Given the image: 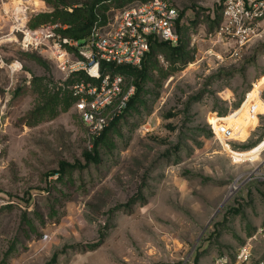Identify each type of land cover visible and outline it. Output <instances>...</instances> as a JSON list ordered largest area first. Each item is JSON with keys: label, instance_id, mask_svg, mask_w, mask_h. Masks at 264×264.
I'll list each match as a JSON object with an SVG mask.
<instances>
[{"label": "rangeland", "instance_id": "374dc122", "mask_svg": "<svg viewBox=\"0 0 264 264\" xmlns=\"http://www.w3.org/2000/svg\"><path fill=\"white\" fill-rule=\"evenodd\" d=\"M21 1L0 0V264H237L244 246L263 260L264 139L250 144L264 137V35L239 49L215 33L223 0H170L184 57L149 56L96 154L79 78L11 32L5 11ZM142 1L108 8L106 23ZM29 2L34 16L55 10Z\"/></svg>", "mask_w": 264, "mask_h": 264}, {"label": "built area", "instance_id": "2783aa9c", "mask_svg": "<svg viewBox=\"0 0 264 264\" xmlns=\"http://www.w3.org/2000/svg\"><path fill=\"white\" fill-rule=\"evenodd\" d=\"M40 11L29 0H22L5 15L12 24V34L25 52L48 56L67 76L78 77L72 86L75 106L92 139L99 138L127 110L136 87L109 66L140 67L158 39L177 46L180 42L178 22L181 12L170 0H148L124 7L114 20L97 21L86 39L79 41L64 35L67 25L31 26L32 17ZM219 40L241 49L264 35V0H223L220 22L215 30ZM0 39V45L2 44ZM83 77V78H81ZM246 96L241 108L248 102ZM249 106L254 105L251 101ZM218 119V118H217ZM212 131L221 142L233 140V129ZM235 140V139H234ZM251 249L244 246L237 264H251ZM252 264H264V259Z\"/></svg>", "mask_w": 264, "mask_h": 264}, {"label": "trees", "instance_id": "16d2710c", "mask_svg": "<svg viewBox=\"0 0 264 264\" xmlns=\"http://www.w3.org/2000/svg\"><path fill=\"white\" fill-rule=\"evenodd\" d=\"M49 4L53 5L55 10L49 14H39L38 16L32 17L31 26L36 27L38 25H42V23L48 24H58L67 25V29L64 32V35L74 38L76 40L82 41L87 38L93 29L98 17V13L101 14L104 23L105 20V12L108 8H119L123 5V0H46ZM148 0H143L142 2H146ZM37 5L40 3L35 1ZM63 6V8H61ZM180 21V20H179ZM179 24V22H178ZM178 29V26H177ZM179 33V32H178ZM180 36V33H179ZM180 42L177 46H172L167 42L160 41L158 39H154L152 41L151 50L147 54L145 60L143 61L140 67H131V66H121L114 67L109 66L113 74H121L128 78L129 76H137L139 79L138 82L134 83L136 87L135 95L130 99L128 103V108L132 107L136 103V99L138 98L139 90L141 89V81L145 78V73L150 69L151 63L147 64L149 56L152 58L159 53L166 54H176L175 57L182 58L184 57V48L180 46ZM36 59V57H34ZM39 58V57H38ZM37 58V59H38ZM147 60V61H146ZM39 95L46 99L49 97L48 89L45 87L40 92ZM76 102V99H75ZM112 124V123H111ZM112 127V125L110 126ZM108 127L103 134L96 139L94 143V152L97 154L98 145L100 142L106 137L108 131L110 130ZM264 137H261L259 140L262 141ZM251 147L255 145L253 143L250 144ZM85 160L87 162H98V156L96 157L91 152H85L84 154ZM74 166V165H73Z\"/></svg>", "mask_w": 264, "mask_h": 264}, {"label": "bare ground", "instance_id": "6f19581e", "mask_svg": "<svg viewBox=\"0 0 264 264\" xmlns=\"http://www.w3.org/2000/svg\"><path fill=\"white\" fill-rule=\"evenodd\" d=\"M237 188H238V185H234V187L231 190V194H233L236 191Z\"/></svg>", "mask_w": 264, "mask_h": 264}, {"label": "crops", "instance_id": "0c3cea01", "mask_svg": "<svg viewBox=\"0 0 264 264\" xmlns=\"http://www.w3.org/2000/svg\"><path fill=\"white\" fill-rule=\"evenodd\" d=\"M263 101V100H262ZM264 102V101H263ZM260 139V138H259ZM259 139H255V141L253 142L254 145H258V143H260Z\"/></svg>", "mask_w": 264, "mask_h": 264}, {"label": "water", "instance_id": "95a60500", "mask_svg": "<svg viewBox=\"0 0 264 264\" xmlns=\"http://www.w3.org/2000/svg\"><path fill=\"white\" fill-rule=\"evenodd\" d=\"M226 202H227V200L224 202V204H225ZM224 204H223V205H224ZM223 205H222V206H223ZM222 206H221V207H222ZM219 210H220V209H219ZM219 210H218V211H219Z\"/></svg>", "mask_w": 264, "mask_h": 264}]
</instances>
